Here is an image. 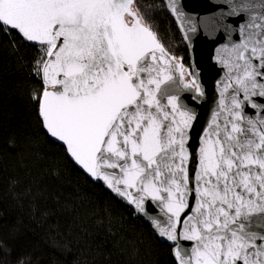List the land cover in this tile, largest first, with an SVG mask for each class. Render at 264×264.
<instances>
[{
  "label": "snow or ice",
  "instance_id": "6c2138e0",
  "mask_svg": "<svg viewBox=\"0 0 264 264\" xmlns=\"http://www.w3.org/2000/svg\"><path fill=\"white\" fill-rule=\"evenodd\" d=\"M218 2L226 10L198 21L180 0L164 5L185 39L203 27L226 41L216 62L227 79L199 133L198 112L185 97L198 103L205 90L196 70L160 40L149 10L155 4L0 0V62L7 51L39 81L29 99L44 139L86 183L149 223L177 264H264V0ZM3 162L0 149V173ZM51 175L59 179L60 170ZM11 184L15 191L19 182ZM26 195H33L31 188ZM104 223L99 218L97 227ZM48 235L51 246L73 253L71 231L57 226ZM75 236L77 244L91 245L87 229ZM5 252L10 255L0 235ZM16 264H32V258Z\"/></svg>",
  "mask_w": 264,
  "mask_h": 264
},
{
  "label": "trees",
  "instance_id": "16d2710c",
  "mask_svg": "<svg viewBox=\"0 0 264 264\" xmlns=\"http://www.w3.org/2000/svg\"><path fill=\"white\" fill-rule=\"evenodd\" d=\"M139 2L142 8L157 6L149 10L160 40L171 53L183 57L186 66H191L189 50L164 1ZM25 59L31 60L30 52ZM0 81V149L4 158L0 173V235L10 249V255L0 253V264H16L25 256L32 258V264H72L73 260L80 264H177L169 244L155 237L149 223L133 217L103 188L86 183L62 150L44 139L35 105L29 99V92L39 87V81L30 78L28 70L20 68L7 51L0 62ZM10 139L16 141L14 149L8 147ZM53 168L60 170L59 179L51 175ZM12 181L19 182L15 191L11 190ZM28 188L32 196L26 195ZM101 217L105 223L98 228ZM109 220L119 244H114L106 230ZM57 226L60 232L73 233L71 255L51 246L48 233ZM82 229L91 233L90 246L75 242V234Z\"/></svg>",
  "mask_w": 264,
  "mask_h": 264
},
{
  "label": "water",
  "instance_id": "95a60500",
  "mask_svg": "<svg viewBox=\"0 0 264 264\" xmlns=\"http://www.w3.org/2000/svg\"><path fill=\"white\" fill-rule=\"evenodd\" d=\"M166 4L167 0H163ZM186 15L194 16L197 21L201 17L217 15L223 9L218 0H180ZM226 10V9H223ZM169 12V11H168ZM172 16V15H171ZM182 35V38L189 50L191 67L196 70L200 83L205 90V97L200 102H194L188 99L187 94L185 102L194 107L198 112V121L196 131L202 132L206 127L213 109L217 107L219 99V85L226 82V70H223L216 62L217 49L226 41L221 39L222 33L217 32L210 36L203 27H198L196 34L189 33L190 39H185L184 32L180 28V23L172 16ZM237 35L233 34V40ZM248 115L254 116L255 110L247 109ZM194 165L189 164L191 169ZM168 243V242H166ZM182 247H188L190 242L181 241ZM169 244V243H168Z\"/></svg>",
  "mask_w": 264,
  "mask_h": 264
}]
</instances>
